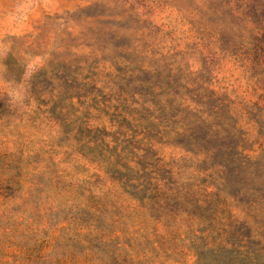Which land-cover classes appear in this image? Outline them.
I'll return each instance as SVG.
<instances>
[{
	"label": "rangeland",
	"instance_id": "obj_1",
	"mask_svg": "<svg viewBox=\"0 0 264 264\" xmlns=\"http://www.w3.org/2000/svg\"><path fill=\"white\" fill-rule=\"evenodd\" d=\"M198 257L264 264V0H0V264Z\"/></svg>",
	"mask_w": 264,
	"mask_h": 264
},
{
	"label": "trees",
	"instance_id": "obj_2",
	"mask_svg": "<svg viewBox=\"0 0 264 264\" xmlns=\"http://www.w3.org/2000/svg\"><path fill=\"white\" fill-rule=\"evenodd\" d=\"M203 121H205V120H203ZM86 131H87L88 134L91 133V132H96V133L101 132L103 135L106 134L104 131L102 132V131L97 130V129H95V130L87 129ZM90 138L93 139L92 140L93 142H96L95 143V148L100 147L101 150L102 149L104 150L102 152H105V153L106 152H112V154H114L115 158H117L118 160H120L122 158V154H121L122 151L117 152V153H115V151H114L116 149L117 145H115L114 147L109 148L108 147V144L104 143V140H99L98 141L96 138H94V136L93 137H90ZM193 139L194 138L191 137L190 140H193ZM194 143H195V141H194ZM105 153L104 154H101V152H100V155H102L103 160H106V169H108L110 171L112 170L113 172H116V170L114 169V167L117 164V162H111L110 159H109L111 155L110 154L106 155ZM122 167H124V168L127 169L126 165H124V164H122ZM121 186L124 189V192L125 193H127L128 195L134 197L135 199H137L141 203H144V200L147 198V196L145 195L144 191H143V193H141L142 190L139 188V184H133L131 181L126 180V181H124L121 184ZM158 208H161V206L158 207ZM176 210L177 209H173V206H171V207L163 206L160 209V212H162L163 215L165 217H167L168 219H174V218H176L178 216V213H179V211H176ZM234 251H236V250H234ZM235 253L240 254L239 251H236ZM246 258L256 259L255 258V253L247 256ZM244 260H245L244 258H241L237 262H241V261H244ZM198 263H199V257H198ZM199 264H207V263L200 262Z\"/></svg>",
	"mask_w": 264,
	"mask_h": 264
}]
</instances>
